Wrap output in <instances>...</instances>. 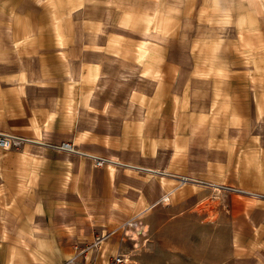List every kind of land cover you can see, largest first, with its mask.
Segmentation results:
<instances>
[{
  "label": "crops",
  "instance_id": "obj_1",
  "mask_svg": "<svg viewBox=\"0 0 264 264\" xmlns=\"http://www.w3.org/2000/svg\"><path fill=\"white\" fill-rule=\"evenodd\" d=\"M0 133V264H264V0H0Z\"/></svg>",
  "mask_w": 264,
  "mask_h": 264
},
{
  "label": "built area",
  "instance_id": "obj_2",
  "mask_svg": "<svg viewBox=\"0 0 264 264\" xmlns=\"http://www.w3.org/2000/svg\"><path fill=\"white\" fill-rule=\"evenodd\" d=\"M26 142L27 140L20 136L0 133L1 150L20 149ZM54 148L58 151L69 154L78 153L71 142H62ZM91 160L93 166L96 168L102 167L106 162L104 158L91 157ZM167 200L168 198L166 196L161 199L163 202H166ZM102 239V236L96 235L89 243L75 245L72 256L62 264H99L91 259V253L96 252L99 249V244ZM134 258V255L129 253H117L107 262L100 264H140Z\"/></svg>",
  "mask_w": 264,
  "mask_h": 264
},
{
  "label": "rangeland",
  "instance_id": "obj_3",
  "mask_svg": "<svg viewBox=\"0 0 264 264\" xmlns=\"http://www.w3.org/2000/svg\"><path fill=\"white\" fill-rule=\"evenodd\" d=\"M131 233H132L131 234V239H129V240H130V242H132V244H131V248L132 249H131V252H129V253H132L134 255V257H135L134 259L137 262H139L138 257H139V250H140L139 249L140 248V242H139L140 231L138 229L132 227ZM181 249H183V248H181ZM184 249H186V248H184Z\"/></svg>",
  "mask_w": 264,
  "mask_h": 264
}]
</instances>
